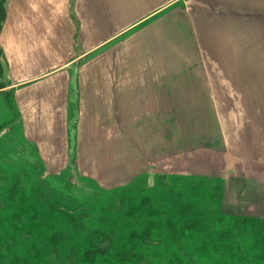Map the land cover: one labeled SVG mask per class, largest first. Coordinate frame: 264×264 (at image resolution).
Listing matches in <instances>:
<instances>
[{"label":"rangeland","instance_id":"1","mask_svg":"<svg viewBox=\"0 0 264 264\" xmlns=\"http://www.w3.org/2000/svg\"><path fill=\"white\" fill-rule=\"evenodd\" d=\"M172 25L161 16L137 27L134 66L110 56L75 62L86 92L75 91L62 171L42 170L15 118L0 123V264H264L257 93L243 74L264 67L244 57L262 51L264 29ZM197 36L217 56L244 59L225 61L241 74L215 78L217 109L210 78L199 76ZM113 63L115 76L96 72Z\"/></svg>","mask_w":264,"mask_h":264},{"label":"crops","instance_id":"2","mask_svg":"<svg viewBox=\"0 0 264 264\" xmlns=\"http://www.w3.org/2000/svg\"><path fill=\"white\" fill-rule=\"evenodd\" d=\"M161 16L174 23L172 28L233 29L254 24L264 29V0H7L0 26V50L7 76L6 85L0 87V123L15 118L44 172H60L69 162L70 138L74 137L70 126L79 114L73 108H77L75 91L86 92L81 80L83 69L77 70L75 62L112 57L113 62L127 61L134 66L130 55L137 27ZM201 16L206 18V25ZM193 38L195 53L205 62L199 76L210 78L209 102L212 109H217L220 84L215 78L232 70L241 74L243 68H230L225 61L244 59L236 56L233 60L226 52L217 56L208 47L212 45L209 40ZM123 45L127 52L121 51ZM256 45H262V51L245 53L246 60L264 61V38L257 39ZM203 48L205 52H200ZM114 68L113 63L111 68L96 72L115 76ZM243 74L255 81L258 111L254 158L257 166H264V67L246 66ZM71 108L75 112L71 113ZM223 146L226 148V142ZM235 151L229 150L236 155Z\"/></svg>","mask_w":264,"mask_h":264},{"label":"trees","instance_id":"3","mask_svg":"<svg viewBox=\"0 0 264 264\" xmlns=\"http://www.w3.org/2000/svg\"><path fill=\"white\" fill-rule=\"evenodd\" d=\"M4 2H5V4H4ZM6 2H7V0H5V1L0 0V10H1V8H2V14H3V17H2V19H1V24H2V21H3V19H4V14H5L4 10H5V6H6ZM2 6H3V7H2ZM1 16H2V15H1ZM1 24H0V26H1Z\"/></svg>","mask_w":264,"mask_h":264}]
</instances>
